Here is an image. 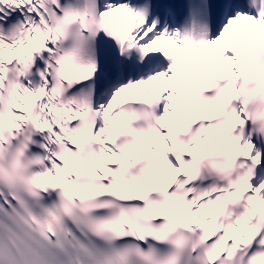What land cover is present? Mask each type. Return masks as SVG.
I'll use <instances>...</instances> for the list:
<instances>
[{"label":"snow or ice","instance_id":"snow-or-ice-1","mask_svg":"<svg viewBox=\"0 0 264 264\" xmlns=\"http://www.w3.org/2000/svg\"><path fill=\"white\" fill-rule=\"evenodd\" d=\"M0 264H264V0H0Z\"/></svg>","mask_w":264,"mask_h":264}]
</instances>
